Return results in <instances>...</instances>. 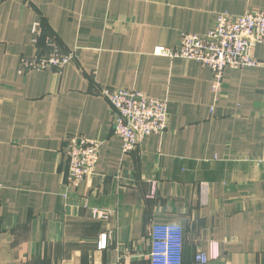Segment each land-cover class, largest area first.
<instances>
[{
	"label": "crops",
	"instance_id": "crops-1",
	"mask_svg": "<svg viewBox=\"0 0 264 264\" xmlns=\"http://www.w3.org/2000/svg\"><path fill=\"white\" fill-rule=\"evenodd\" d=\"M264 0H0V264H149L152 223L183 229L181 264H264L261 66L225 68L219 94L194 60L155 54L182 31ZM33 29L39 46L33 43ZM52 41L61 74L19 72ZM167 101L165 131L128 152L101 88ZM101 142L93 175L67 180L65 137Z\"/></svg>",
	"mask_w": 264,
	"mask_h": 264
},
{
	"label": "built area",
	"instance_id": "built-area-1",
	"mask_svg": "<svg viewBox=\"0 0 264 264\" xmlns=\"http://www.w3.org/2000/svg\"><path fill=\"white\" fill-rule=\"evenodd\" d=\"M39 36V32L33 29L32 41L37 47ZM257 44L264 45V8L241 15L218 13L206 33L182 31L177 45H158L153 52L185 61L194 60L208 68L212 73V90L219 94L225 68L240 69L263 64L253 54ZM46 45L49 47L46 54L37 51L20 58V73L36 70L61 74L64 67L75 59L74 51H62L52 41ZM100 93L111 106L112 133L121 139L124 153L144 137L166 130L168 110L165 99L127 88L103 87ZM64 142L67 180L76 186L93 175L101 142L77 134L68 135ZM149 236V264H181L184 235L180 225L152 223ZM207 261L205 254L199 252L195 255V264H206Z\"/></svg>",
	"mask_w": 264,
	"mask_h": 264
}]
</instances>
